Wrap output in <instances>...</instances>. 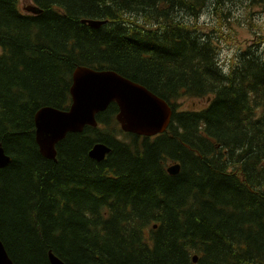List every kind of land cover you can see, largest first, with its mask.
Returning <instances> with one entry per match:
<instances>
[{
	"label": "trees",
	"instance_id": "obj_1",
	"mask_svg": "<svg viewBox=\"0 0 264 264\" xmlns=\"http://www.w3.org/2000/svg\"><path fill=\"white\" fill-rule=\"evenodd\" d=\"M18 1L0 0V240L13 264H50L49 252L64 264H264V50L218 56L232 8L264 0H32L36 13ZM206 10L215 25L199 22ZM79 65L164 99L167 129L123 132L111 102L42 156L34 115L69 107ZM97 142L110 148L101 161L88 155Z\"/></svg>",
	"mask_w": 264,
	"mask_h": 264
},
{
	"label": "water",
	"instance_id": "obj_2",
	"mask_svg": "<svg viewBox=\"0 0 264 264\" xmlns=\"http://www.w3.org/2000/svg\"><path fill=\"white\" fill-rule=\"evenodd\" d=\"M29 12H38L34 6ZM90 21L91 25H98ZM70 104L67 109L52 106L39 108L34 115L35 141L42 156L55 158V145L69 132H80L85 125L96 126L95 115L115 102L118 112L115 118L123 132L142 136H154L164 132L172 116L171 106L142 84L134 82L113 70H98L79 65L72 73ZM110 148L95 143L88 151L90 158L101 161ZM10 162L0 144V168ZM174 175L179 172L177 163L167 167ZM196 256L193 257L195 262ZM50 264H64L52 252L48 254ZM0 264H13L0 240Z\"/></svg>",
	"mask_w": 264,
	"mask_h": 264
},
{
	"label": "rangeland",
	"instance_id": "obj_3",
	"mask_svg": "<svg viewBox=\"0 0 264 264\" xmlns=\"http://www.w3.org/2000/svg\"><path fill=\"white\" fill-rule=\"evenodd\" d=\"M32 5V0H19L18 7L22 12L28 13V7ZM233 17H230L227 23H223L224 30L219 37V60L225 66L228 65L236 49L244 47L251 42L259 41V48L264 50V9L253 7L254 10L243 8L241 5L234 6ZM202 25H215L217 17L210 11H204L199 17ZM257 43V42H256ZM189 103L191 107H198L203 103L200 99L195 102L190 100L182 101L185 106Z\"/></svg>",
	"mask_w": 264,
	"mask_h": 264
}]
</instances>
